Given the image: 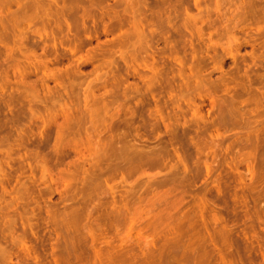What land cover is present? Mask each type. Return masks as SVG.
Masks as SVG:
<instances>
[{
	"label": "rangeland",
	"instance_id": "obj_1",
	"mask_svg": "<svg viewBox=\"0 0 264 264\" xmlns=\"http://www.w3.org/2000/svg\"><path fill=\"white\" fill-rule=\"evenodd\" d=\"M0 264H264V0H0Z\"/></svg>",
	"mask_w": 264,
	"mask_h": 264
},
{
	"label": "bare ground",
	"instance_id": "obj_2",
	"mask_svg": "<svg viewBox=\"0 0 264 264\" xmlns=\"http://www.w3.org/2000/svg\"><path fill=\"white\" fill-rule=\"evenodd\" d=\"M119 214V213H118ZM119 216V215H118Z\"/></svg>",
	"mask_w": 264,
	"mask_h": 264
}]
</instances>
